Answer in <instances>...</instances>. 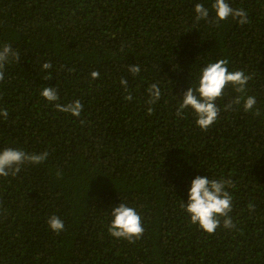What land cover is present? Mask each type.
Returning a JSON list of instances; mask_svg holds the SVG:
<instances>
[{
	"label": "trees",
	"instance_id": "16d2710c",
	"mask_svg": "<svg viewBox=\"0 0 264 264\" xmlns=\"http://www.w3.org/2000/svg\"><path fill=\"white\" fill-rule=\"evenodd\" d=\"M227 2L249 23L229 17L217 27L214 0H0V45L20 53L0 82L9 111L0 150L49 153L0 177V264H264V0ZM196 3L208 21L196 22ZM218 59L252 79L244 94L224 90L219 118L201 131L190 109L182 118L176 109ZM135 64L134 77L127 66ZM153 83L161 97L149 115ZM47 86L62 105L79 100L80 116L48 103ZM237 95L255 96L254 109L241 100L225 110ZM196 176L234 182V229L221 219L210 235L190 223L181 204ZM121 202L142 218L134 243L108 232ZM53 215L64 222L59 234L46 222Z\"/></svg>",
	"mask_w": 264,
	"mask_h": 264
},
{
	"label": "clouds",
	"instance_id": "9594fccd",
	"mask_svg": "<svg viewBox=\"0 0 264 264\" xmlns=\"http://www.w3.org/2000/svg\"><path fill=\"white\" fill-rule=\"evenodd\" d=\"M211 9L215 12V19L211 22L217 27L221 21H226L229 17L237 20L240 25L249 23L248 13L243 9L232 8L227 0H214L211 4ZM195 20L200 21L209 20V9L203 3H196L194 5ZM20 53L13 49L9 43L0 45V82L5 79L6 65L12 61L19 62ZM228 60L218 59L216 62H209L200 70V76L196 87H189L183 93V98L176 109V116L183 117L185 110L190 109L195 117L196 125L201 131H207L219 118L220 107L217 105V100L222 99L224 90L231 86L238 94L246 93V85L252 79L250 75H246L243 70L229 71ZM52 68L51 62H45L42 65V70H49ZM128 71L132 76L140 73L141 69L138 64L127 66ZM71 71V70H69ZM93 80L99 78V72H91ZM45 79H51V74L45 76ZM121 85L126 93L124 99L131 101L132 94L128 91V84L126 79H121ZM149 99L146 101L150 105L147 109L149 115L154 111L151 105H155L161 97V90L157 83L151 84L148 89ZM40 95L53 104L57 111L69 113L72 116L79 117L83 109V105L79 100H75L66 104H60L59 93L56 87L47 86L42 89ZM243 100V110L250 112L254 109L257 101L256 97L247 95H237L234 99L224 105L225 110H232L233 105H240ZM259 115L257 109L255 112ZM0 117L5 121L9 117V111L0 108ZM83 123V121H81ZM48 151L42 153H27L22 149L7 147L0 150V177L7 178L9 176L15 177L21 168L25 165H38L48 159ZM57 175H61L57 172ZM234 187V182L229 178L223 177L219 179H210L208 176H196L191 181V186L188 190L187 203H182L181 207L188 213L190 223L198 225L207 234H214L216 229L221 225L223 220V227L225 229H234L235 224L230 217L233 209V197L227 189ZM249 211H254V205L248 204ZM112 219L108 226L109 234L117 239H123L129 243H134L141 239L144 234V227L142 225V218L135 208L128 206L121 202L119 206L114 207L110 213ZM49 228L59 234L64 230V222L59 217L53 215L46 221Z\"/></svg>",
	"mask_w": 264,
	"mask_h": 264
}]
</instances>
